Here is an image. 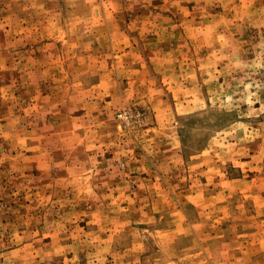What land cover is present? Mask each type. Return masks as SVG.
I'll use <instances>...</instances> for the list:
<instances>
[{
	"label": "rangeland",
	"instance_id": "374dc122",
	"mask_svg": "<svg viewBox=\"0 0 264 264\" xmlns=\"http://www.w3.org/2000/svg\"><path fill=\"white\" fill-rule=\"evenodd\" d=\"M0 264H264V0H0Z\"/></svg>",
	"mask_w": 264,
	"mask_h": 264
}]
</instances>
